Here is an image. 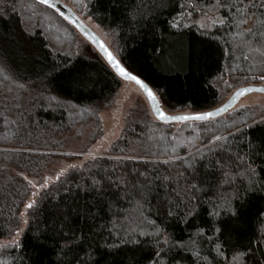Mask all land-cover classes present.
<instances>
[{
	"label": "trees",
	"instance_id": "16d2710c",
	"mask_svg": "<svg viewBox=\"0 0 264 264\" xmlns=\"http://www.w3.org/2000/svg\"><path fill=\"white\" fill-rule=\"evenodd\" d=\"M66 1L164 114L212 111L264 82V0ZM199 7L223 21H182ZM121 86L58 10L0 0V241L20 233L0 264H264V104L187 123L137 106L104 156L41 189L23 227L30 181L102 137Z\"/></svg>",
	"mask_w": 264,
	"mask_h": 264
},
{
	"label": "rangeland",
	"instance_id": "374dc122",
	"mask_svg": "<svg viewBox=\"0 0 264 264\" xmlns=\"http://www.w3.org/2000/svg\"><path fill=\"white\" fill-rule=\"evenodd\" d=\"M56 3H63L68 8L69 3L66 0H50ZM202 9L196 8V11L187 12L184 15L182 21L186 24L189 22H193L194 24L198 25L201 28H212L215 25L221 23L223 21L222 17L218 14H213L210 12H203ZM82 23L89 29V31L97 36L104 45L110 49V42L109 39L106 38L104 33L100 28H98L94 23H92L89 19H81ZM122 86L119 90L118 98L114 103L113 107L108 110H105L101 113V120H102V128H103V135L99 138L95 143H93L88 149H85L86 143L88 140L85 138L83 142H76L75 145L70 149L72 150L68 155V160H65L61 163L58 167V172L53 173L54 176L47 178L43 183L39 184L38 181L32 180L30 184L33 189V193L27 207L22 214L23 217V227H25L27 221V209L31 204H33L36 200L38 193L41 189L47 185L48 183L52 182L59 173L66 172L71 168H76L82 166L86 161L96 158L102 157L106 154L109 150L111 144L118 139L121 134V131L124 127V119L125 116L137 106H144L149 110H152L151 103L144 92V90L134 81L125 79L121 77ZM264 86V82L261 84ZM235 90L229 89V94L225 98L222 104L226 103L231 95ZM252 104H264V93L259 92H250L241 97L234 105L233 109H238L246 105ZM167 114H170L166 112ZM181 115L191 114L190 111H183L180 112ZM176 128L179 127V124L175 125ZM86 133H90V131H86ZM82 151V152H81ZM20 237V233H18L14 238L10 240L0 241V250L8 249L11 245H14L18 242Z\"/></svg>",
	"mask_w": 264,
	"mask_h": 264
},
{
	"label": "water",
	"instance_id": "95a60500",
	"mask_svg": "<svg viewBox=\"0 0 264 264\" xmlns=\"http://www.w3.org/2000/svg\"><path fill=\"white\" fill-rule=\"evenodd\" d=\"M42 3L49 5L60 13L65 15L69 20H71L80 32L89 39V41L94 45V47L98 50V52L102 55V57L111 65V67L116 71V73L125 79H129L137 83L146 93L149 102L151 103L152 110L155 116L164 122H179V123H187V122H198V121H206L211 120L217 117L224 115L225 113L232 110L235 103L244 95L250 92H259L264 93V86H247L238 91H236L232 97L221 107L214 109L212 111L197 113V114H186V115H167L162 111L159 102L154 94V92L148 87L146 83H144L141 79L134 76L133 74L127 72L121 64L114 57L109 48H107L104 43L95 35H93L89 29L79 20L74 13L63 3H56L50 0H39Z\"/></svg>",
	"mask_w": 264,
	"mask_h": 264
}]
</instances>
